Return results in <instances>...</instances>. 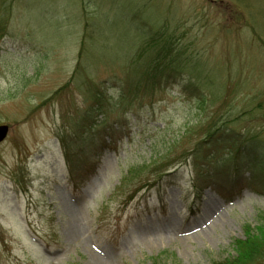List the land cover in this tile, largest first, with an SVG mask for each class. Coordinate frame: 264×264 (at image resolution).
<instances>
[{"label": "rangeland", "instance_id": "obj_1", "mask_svg": "<svg viewBox=\"0 0 264 264\" xmlns=\"http://www.w3.org/2000/svg\"><path fill=\"white\" fill-rule=\"evenodd\" d=\"M1 125L0 264H264V0H0Z\"/></svg>", "mask_w": 264, "mask_h": 264}, {"label": "trees", "instance_id": "obj_2", "mask_svg": "<svg viewBox=\"0 0 264 264\" xmlns=\"http://www.w3.org/2000/svg\"><path fill=\"white\" fill-rule=\"evenodd\" d=\"M160 39H162L163 41H160ZM160 39H156L155 41L152 42L153 44L156 45L158 49V50L156 49L157 54L155 55V58L152 59L151 62L148 63V67H147L148 73L144 75L145 78L143 77V81H148L147 84H148V87L150 88L152 87L160 88L161 83H167L169 80H172L173 78H175L173 77V74L178 75L179 73H181L180 69L189 71V68L186 64L187 61H185V63L182 62L181 64H179L180 59L177 60V56L174 55V44H173L172 39H170L169 37L168 38L163 37ZM196 74H197L196 76L197 79L195 78V80L197 81V83L198 81L202 80L204 87H207L208 89L212 88L210 86L208 87L209 78H210L209 75L207 76V78H203L204 76L200 72L196 71ZM203 95H204L203 93H199V99H202ZM93 110H99V108L93 109ZM217 123L207 125L205 127V128L208 127L206 129L208 140L214 139L215 135L218 136L219 131L216 129ZM94 126L95 125L93 123L88 125L87 132H85V130L83 129L84 127H82V131L78 130L77 128L76 130L77 137L73 139V142L71 140L73 147L69 148L68 146H65L63 148L64 158H65L67 167L70 171L69 173L70 180L72 181L76 179V176L78 174L77 173L78 171L75 169L76 167L74 165V162L76 161V159H79V157L81 156V153H84L85 147L88 145L86 143L91 142L93 140L92 137L94 133L93 131ZM228 129H230V127H228ZM84 135L89 136V137L85 139ZM222 135H219L220 137L216 141L218 140L221 141ZM67 148L68 150H66ZM262 218L263 217H261L260 219L261 222L264 221V218L263 219ZM245 238L246 240L237 241V243L235 244L236 248L238 247V252H237L238 257L232 262L227 261L226 264H232V263L233 264H259L258 262L260 261V258H255V259H253L254 257L252 258V255L258 252L257 250H253L254 245L258 243L256 236L249 233L248 231L246 233ZM151 264H160V263L157 261H153Z\"/></svg>", "mask_w": 264, "mask_h": 264}, {"label": "water", "instance_id": "obj_3", "mask_svg": "<svg viewBox=\"0 0 264 264\" xmlns=\"http://www.w3.org/2000/svg\"><path fill=\"white\" fill-rule=\"evenodd\" d=\"M7 133H8V127L6 125H1L0 126V143H2L5 140Z\"/></svg>", "mask_w": 264, "mask_h": 264}]
</instances>
